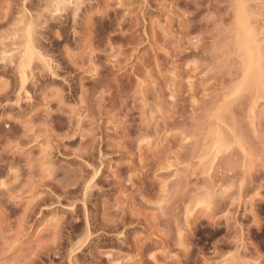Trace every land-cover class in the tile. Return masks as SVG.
Here are the masks:
<instances>
[{
    "label": "rangeland",
    "instance_id": "rangeland-1",
    "mask_svg": "<svg viewBox=\"0 0 264 264\" xmlns=\"http://www.w3.org/2000/svg\"><path fill=\"white\" fill-rule=\"evenodd\" d=\"M53 1L24 89L25 44L0 36V264H264L262 22L232 0Z\"/></svg>",
    "mask_w": 264,
    "mask_h": 264
},
{
    "label": "bare ground",
    "instance_id": "bare-ground-1",
    "mask_svg": "<svg viewBox=\"0 0 264 264\" xmlns=\"http://www.w3.org/2000/svg\"><path fill=\"white\" fill-rule=\"evenodd\" d=\"M6 0H0V2L1 3H4ZM21 2V1H20ZM26 3V2H25ZM43 3V2H42ZM54 3V1L53 0H47V9H43V10H41V11H44V13H42V14H40V8H41V1L40 0H29V2H28V5H24L23 4V7L21 8V9H17L14 5H10V6H7L6 5V9H4V8H0V29L2 28V29H4L5 28V26H8L10 23H12L13 24V26L15 27V25H17V27L15 28V29H13V30H10V31H6V32H4V34L1 32L2 31V29H1V31H0V36H3V37H5V38H7V39H5V40H7L8 41V38H9V36L11 37V40L13 41H17V40H19L20 38V40H21V42L23 43L24 42V44H25V54L22 56V60H20L21 62L19 63V66H18V69L21 71H19L18 73L20 74V80H21V84H20V87H22L23 88V86L26 84V83H28L27 81H28V75L26 76V70L27 69H29V68H31V65H32V60H33V57H34V55L36 54L38 57H41V53L39 52V50H37L36 51V49H37V47H39L40 45H41V41H42V35L44 34V32H43V30H47L48 29V31H49V29L51 30H53L54 29V27L56 26V20H57V14H56V12L55 13H53V12H51L52 10H49L48 9V7L51 5L52 6V4ZM82 3V2H81ZM80 3V4H81ZM27 6H29L30 7V9H33L34 11L35 10H37V14H36V11H35V13L34 12H32L33 10H30L29 8H27ZM54 7H55V5H54ZM50 8V7H49ZM85 8V7H84ZM51 9V8H50ZM53 9V8H52ZM79 9V8H78ZM240 10V9H239ZM75 11H77V10H75ZM241 11V10H240ZM16 14H18V16H15ZM69 14V13H68ZM76 14V13H75ZM72 18V17H71ZM58 22V21H57ZM62 22V21H61ZM15 24V25H14ZM13 27V28H14ZM7 30V29H6ZM19 32H20V34L21 35H19ZM2 33V34H1ZM18 36H20L19 37V39H18ZM2 38V37H1ZM13 38V39H12ZM2 39H4V38H2ZM11 40L9 41L10 42V44H12V42H11ZM19 40V41H20ZM2 41V40H1ZM15 41V42H16ZM3 42V41H2ZM20 42V43H21ZM2 44V43H1ZM0 44V45H1ZM3 45V44H2ZM1 45V46H2ZM23 45V44H22ZM2 49L3 48H1L0 50H1V53H0V60L2 61V62H5V60H7V59H5L6 57V55L4 56V54H6V51H2ZM39 49V48H38ZM4 50V49H3ZM19 55V54H18ZM37 56H35V60H37L36 59V57ZM16 58V57H15ZM45 58V57H44ZM43 58V59H44ZM38 59H40V61L42 60L43 61V59L42 58H38ZM41 61V63H43ZM48 61V60H47ZM50 62V61H49ZM46 63L47 62H45V67L47 68L48 66H49V69H48V71L50 70L51 71V66H50V64L49 63H47V65H46ZM2 64V63H1ZM20 67V68H19ZM44 67V66H43ZM250 68V67H249ZM253 68V67H252ZM53 71V70H52ZM50 72V73H52L53 74V76L55 75L53 72ZM16 72V71H15ZM45 72V71H44ZM29 74V73H28ZM47 74V73H46ZM19 76V75H18ZM34 76V75H33ZM30 79V78H29ZM54 80V79H53ZM25 87V86H24ZM4 88V87H3ZM21 88V89H22ZM24 89V88H23ZM3 90V89H2ZM14 90V89H13ZM21 91V90H20ZM4 93V92H3ZM6 94V93H5ZM2 96H3V94H1ZM2 96H0V97H2ZM21 103V102H20ZM47 170V169H46ZM45 170V171H46ZM16 171V170H15ZM18 171V170H17ZM12 172V171H11ZM19 172V171H18ZM40 173V172H39ZM15 174V175H14ZM14 174H13V176H14V178L16 179V178H19L20 176H18L19 175V173L17 174V172H14ZM17 174V175H16ZM33 175H34V173H33ZM15 176H18V177H15ZM50 176V175H49ZM31 177V176H30ZM32 178V177H31ZM31 178H29V181H27L26 183H27V186L28 185H30V188H27V186H26V188L27 189H25V187H22L21 188V186L23 185L24 186V184H22V185H20V188H21V191L20 192H24L23 190L25 189V190H30L31 189V186H33V187H35V185L34 184H36V185H38L37 183H41V184H45V182H43V178H40V181L38 182L37 180H34V181H32L31 183H32V185H31V183L30 184H28L32 179ZM33 178H34V176H33ZM31 179V180H30ZM45 180V179H44ZM49 180V179H48ZM67 180V179H66ZM16 181V180H15ZM68 181V180H67ZM33 182H35V183H33ZM37 182V183H36ZM43 182V183H42ZM69 182V181H68ZM41 184H39V186H42ZM26 185V184H25ZM44 186V185H43ZM42 186V187H43ZM29 187V186H28ZM38 187V186H37ZM45 187V186H44ZM43 187V188H44ZM38 188H40V187H38ZM3 189V188H2ZM1 189V190H2ZM40 189H42V188H40ZM39 189V190H40ZM5 190V189H4ZM28 190V191H29ZM37 191H38V189H36ZM3 191V190H2ZM32 191H34L33 190V188H32ZM6 192V191H5ZM17 192V191H16ZM15 192V193H16ZM26 192V191H25ZM25 192H24V194H25ZM12 193V192H11ZM17 193H19V192H17ZM27 193V192H26ZM29 193H31V190L29 191ZM10 194V193H9ZM13 194V193H12ZM11 194V195H12ZM22 195H23V193H21ZM7 195V194H6ZM14 195V194H13ZM30 195V194H29ZM15 196H17V194H15ZM32 196V195H31ZM30 196V197H31ZM13 196H8V201L12 198ZM18 197V196H17ZM22 197V196H21ZM4 198V197H3ZM16 198V197H15ZM6 199V198H5ZM20 199V198H19ZM3 201H4V199H2ZM1 200V202H3ZM12 200V199H11ZM14 200V199H13ZM16 200V199H15ZM14 200V202H16ZM37 200V199H36ZM35 200V201H36ZM40 200V199H39ZM7 200H5L4 202H5V204H10V201L8 202ZM22 201V200H21ZM33 201H34V198H33ZM41 201V200H40ZM39 201V204H41V202ZM0 202V203H1ZM7 202V203H6ZM13 201H11V203H12ZM20 203V202H19ZM31 203V202H30ZM28 204L27 206H26V208H25V210H24V217H23V219L25 218V216L26 215H29L30 213L29 212H27V211H29L28 210V208L30 209V208H33L34 206H38V208H39V205H38V201L37 202H34V204ZM36 203V204H35ZM4 204V203H3ZM15 204H13V206H14ZM0 206H2V205H0ZM16 206H17V204H16ZM29 206V207H28ZM30 206H33V207H30ZM19 207H21V206H18L17 207V209L19 208ZM28 207V208H27ZM35 208V207H34ZM34 208H33V211H34ZM38 208H36L35 209V211L38 209ZM20 209V208H19ZM18 209V210H19ZM21 209H22V207H21ZM24 209V208H23ZM22 209V210H23ZM27 209V210H26ZM25 211L27 212V213H29V214H26L25 215ZM30 211H31V213H32V210L30 209ZM35 213V212H34ZM34 213H32L33 215H34ZM32 215V216H33ZM0 217H3L2 215L0 216ZM27 217V216H26ZM30 217L28 216V218H26V219H29ZM25 219V220H26ZM3 220V219H2ZM24 220V221H25ZM15 224V223H14ZM3 227V226H2ZM6 227V226H5ZM5 229V228H4ZM55 234V233H54ZM13 236V235H12ZM22 236V235H21ZM54 236V235H53ZM56 236V235H55ZM54 236V237H55ZM5 238V237H4ZM8 238V240H9V236L7 237ZM7 238H5V239H7ZM3 240V239H2ZM6 240H4V242H5ZM17 241V240H16ZM2 242V241H1ZM13 242V241H12ZM6 244H8V243H5V245ZM12 244V243H11ZM18 244V243H17ZM17 246V245H16ZM14 250V249H13ZM3 251V250H2ZM2 253V252H1ZM17 253V252H16ZM20 253V252H19ZM4 255V254H3ZM22 255V254H21ZM13 257H15V256H13ZM20 257V256H19ZM19 257H17V258H19ZM15 259V258H14ZM23 259V258H22ZM19 261V260H18ZM9 264V263H8Z\"/></svg>",
    "mask_w": 264,
    "mask_h": 264
},
{
    "label": "snow or ice",
    "instance_id": "snow-or-ice-1",
    "mask_svg": "<svg viewBox=\"0 0 264 264\" xmlns=\"http://www.w3.org/2000/svg\"><path fill=\"white\" fill-rule=\"evenodd\" d=\"M65 7H70V0H65L64 5ZM240 9L243 11L244 15V22L246 27L249 29L250 34H253V22L255 20H260L262 23L261 27V36L264 38V0H232V3L229 5V9ZM210 20H215V17H208ZM217 28L222 31L226 32L228 29L225 28L224 25L217 24ZM202 37H190L189 44L193 47L199 48L200 42ZM259 85L261 88H264V45L261 47V60H260V69H259ZM250 86L247 80V74H245V79L239 82V86L235 89L232 93V96L239 97L244 94L245 88ZM222 116L223 112L226 109L218 110ZM262 151V162H264V145L261 146ZM247 155V153H245ZM7 186L4 185L2 181H0V188H6Z\"/></svg>",
    "mask_w": 264,
    "mask_h": 264
}]
</instances>
